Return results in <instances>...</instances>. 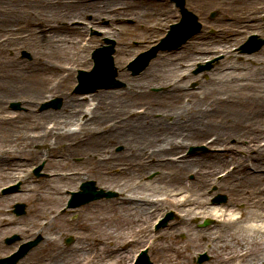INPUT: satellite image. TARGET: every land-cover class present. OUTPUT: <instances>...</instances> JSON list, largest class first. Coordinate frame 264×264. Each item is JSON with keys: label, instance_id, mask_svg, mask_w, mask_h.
<instances>
[{"label": "bare ground", "instance_id": "bare-ground-1", "mask_svg": "<svg viewBox=\"0 0 264 264\" xmlns=\"http://www.w3.org/2000/svg\"><path fill=\"white\" fill-rule=\"evenodd\" d=\"M87 15L89 19L82 21ZM178 16L177 8L165 0H0V172L22 173L23 164L17 152L44 158L48 161V177L38 184H46L53 208L67 211L75 209L66 204L70 194L77 191V182L91 174L113 171L139 180L132 191L115 185L119 194L110 200L119 210L114 218L129 221V228L108 227L114 232L96 234L94 229L100 224L103 231L111 218L104 216L106 202H91L79 208L84 216L80 245H61L58 239L64 238V232L51 228L18 264H133L136 252L124 249L123 244L131 241L144 247L145 238H149L159 255L157 264H186L199 248L197 242L210 236L209 227L196 228L191 222L205 217L214 220L212 227H220L216 236L220 250L213 264H264V164L249 165L246 159L251 156L250 151L264 159V148L257 143L251 146L249 142L237 141L234 145L225 142L239 132L264 134L262 90L238 97L229 88L215 89L192 104L178 103L175 99L158 104L148 90L163 80L161 70L147 67L137 76H127L121 70L119 74L125 78L123 89H102L73 97L61 91L62 81L71 75L74 66L86 64L79 56L81 51L72 54L68 49L70 45H80L81 36L89 27L105 36L118 37L122 34V20L131 18L133 25L155 33ZM242 18L231 8L225 20L256 24L254 18ZM103 19L107 20L105 26L101 25ZM73 20L79 24L72 26ZM178 31H173L170 39L184 29ZM199 36L201 33L194 38ZM215 38L214 48L208 53L204 42L195 41L203 50L196 57L198 60L222 54L219 64H228L225 70H234L246 62L257 67L256 73L263 72L261 52L242 54L228 49L232 42H241L242 38H231L228 43L216 35ZM151 39L148 34L144 42ZM85 42L81 46H87ZM192 43L186 40L185 55L195 49ZM18 45L31 49L35 57L31 63L6 54ZM180 48L164 52L163 57L173 55L170 58L178 60ZM259 56L263 58L260 60ZM176 84L174 81L170 87L176 90ZM254 85L249 87L257 90ZM51 92L54 95L60 92L62 106L38 112L36 106L47 101ZM130 94L144 98L145 103L134 106V102L124 97ZM11 101H19L26 112L8 114L6 105ZM213 129L219 132L221 137L215 141H221L222 146L212 142L205 153L184 154L185 146L197 144L199 137ZM116 144H122L119 153L111 150ZM33 145H42L43 150L34 152ZM75 157H81L83 168L71 163ZM155 168L161 173L154 182L146 183L143 177ZM191 172L193 179L187 181L185 176ZM232 173L237 174L231 186L237 198L225 204L211 203L206 190L215 184L213 177ZM15 178L24 182L28 179L26 174ZM141 187L142 193H136L135 189ZM38 188L24 189V198L35 196L36 201L45 202L44 192ZM45 205L51 208L49 203ZM96 208L100 212H92ZM125 209L130 212L125 213ZM168 211H174L175 221L164 232L153 234L149 227ZM91 213L102 216L95 219L85 216ZM182 225L189 234L185 243L174 238Z\"/></svg>", "mask_w": 264, "mask_h": 264}, {"label": "rangeland", "instance_id": "rangeland-1", "mask_svg": "<svg viewBox=\"0 0 264 264\" xmlns=\"http://www.w3.org/2000/svg\"><path fill=\"white\" fill-rule=\"evenodd\" d=\"M158 0H153V2ZM169 3L170 0H165ZM172 2V1H171ZM186 7L190 10H192L198 17V20L203 24L201 29V36L194 39L192 45L195 46V49L193 51L188 52L185 55V47H182L179 51L180 54L178 55L177 59H171L170 57H175L171 55L170 57H163L165 54L164 52L169 51H159L156 57H154L148 64L147 67L150 69L155 68L160 71L161 79H163L165 82L160 81L159 84H155L154 86L149 88V92L153 95V98L158 101V104H160L159 101H171L172 99H175L178 101V103L182 102H190L192 104L193 100H200L202 96L210 93L211 91H214L215 89L226 91L229 90L239 96H245L251 93L258 94L259 91H263L264 96V70L261 73H256L257 67H251L246 62L243 64H239L236 69L234 70H225L227 68L228 64H225L224 66H221L220 59L223 56L222 54H216L215 56H207L206 60H198L199 53L203 52V50L200 47H197L198 40L205 43L204 49L207 51H210L214 48V42H215V35L218 37L217 39H221L224 43L230 42L229 40L232 38H242L245 39V29L251 30L255 32L261 33V37H264V23L261 22L260 18L264 17V0H186ZM236 7V8H235ZM231 8L234 9V13L239 15L240 17H243L246 19V16L248 18H254L255 22H251L250 24L247 23L245 25V22H239V23H230L229 21H226L225 18H227ZM216 11L217 15H215L213 18H209V15L211 12ZM242 18V19H243ZM259 18V20H258ZM89 19V15L85 16L82 21H87ZM241 19V20H242ZM175 21V20H174ZM173 20L170 21L174 22ZM80 22V21H79ZM133 20L131 18L123 19L120 25L122 26V34L118 37H108L103 34L102 31L97 29L88 28L86 33L87 37H90L91 40L88 42L89 46L86 49H83L80 46L77 45H70L71 47L68 49V52L75 53L77 50L81 51L79 53V56L82 57L84 61H86L85 65H76L74 66V71L71 73V75L68 78H65L60 87L61 91H67L68 96L73 97L77 96L80 93H74V86L77 85V71L79 69L84 70H90L92 68V61L90 60L91 52L100 46L103 45H110V42L107 41H113L114 42V53H113V59L114 63L117 69V79L122 82V85L119 86L117 89H123L125 85V78H122L121 74L119 72L121 70H124L127 73V76H137L133 75L132 71H129L127 69L128 62L135 57L137 54L143 52L144 50L150 49L153 45H155L156 41L158 40L159 36L163 34L166 28L159 29L155 33L154 31H148L145 29H141L138 27V25H133ZM72 26L73 24H77L76 20L71 21ZM107 24V20L103 19L101 22V25L105 26ZM75 26V25H74ZM261 26L262 28H259ZM263 30L262 32L259 29ZM148 34L152 36V41L148 40L147 42H144V39L147 38ZM211 36V39L206 40L204 39L205 36ZM240 35V36H239ZM242 35V36H241ZM85 35H82L81 38H83ZM197 41V42H195ZM239 42H232L229 46V50H232L231 52L234 53V48L236 47ZM192 46H190L191 48ZM264 49V47L262 48ZM261 50V49H260ZM258 51L259 53L261 51ZM264 51V50H263ZM8 53L13 54L15 59L18 61H23L26 63H31L33 59L35 58L33 55V52L30 48L24 47V46H14L12 50H7ZM23 53H26L28 56L24 55ZM261 55H264V52H261ZM208 54H205V56ZM260 60L263 58L262 56H259ZM212 62V67L209 71L201 72L199 74H193V69L196 68L198 64H204L205 62ZM221 66V67H220ZM192 67V68H191ZM262 71V70H261ZM212 78V79H210ZM243 78V80H241ZM215 80V82H214ZM254 80H257L254 81ZM174 81H177L178 88L176 90L173 89V87H170V84ZM252 84H255L254 86H257L258 89L254 90V88H250L249 85L252 86ZM192 86H194L192 89H190ZM180 88V89H179ZM102 90V89H101ZM55 92H51V95L54 96ZM175 95H170L174 94ZM50 95V96H51ZM60 95V92L57 94ZM49 96V97H50ZM51 96V97H52ZM48 97V98H49ZM50 97V98H51ZM63 98L62 96H59ZM127 99H130L132 102H134V106L140 107L142 106L145 101L144 98L139 99L137 95H124ZM175 97V98H174ZM84 100V99H83ZM13 102L19 103V109L13 110L11 108V104ZM39 106V105H38ZM36 106V110L38 112H45L40 111L39 107ZM60 109V108H59ZM140 109V108H139ZM138 109V110H139ZM58 110V109H57ZM26 112L25 107L21 106V103L19 101H11L6 105V112L8 114H18L22 112ZM141 111V109H140ZM213 132L206 134H203V136L199 137V142L197 144H190L185 146V150H183L186 153H189V149L191 147H201L202 144H206L207 149L209 145L206 142V138L208 135L216 134L218 135V138L220 139V134L217 132V129H213ZM215 131V132H214ZM251 132H239L237 134V137H231L230 139H227L225 142H234V139L236 141L247 140L248 138L251 139ZM249 136V137H248ZM256 136V135H252ZM256 140V138H255ZM258 141H261V144H264V134H260V136L257 138ZM236 144V143H235ZM215 145L222 146V142L219 141L215 143ZM234 145V143H233ZM110 146V145H109ZM214 146V145H213ZM264 148V145H262ZM32 151H40L43 150L42 145H33L31 147ZM122 149V144H116L112 147V151L119 153ZM206 149V147H205ZM196 150L194 153H190V155L197 154V153H205L207 150ZM116 150H120L119 152ZM264 153V151H263ZM17 155L19 156V162L23 164L20 170L21 172H12L8 171L5 173L0 172V188L3 186H8L10 183L17 182L18 180H12L18 175H22L24 173L27 174V181L21 182L20 189H18L15 193H8L6 195H0V257L7 255L10 253L16 246L18 241L15 243H10V245L5 244L3 241L6 237H9L11 235L17 234L19 236L20 242L32 240L42 235L46 236L49 234V230L52 228L60 230L61 232H64V238L58 239L59 243L61 245H67L66 240L68 237L72 238V243L75 245H80L79 238L82 237L83 231H82V222L84 216L80 213L79 210L80 207L85 206L89 203H101L106 202V216L107 218H111V220H108L106 222L107 228H105L102 231V227L99 224L94 230L96 234H102L104 231H113L109 228H118L121 226L123 229L129 228L131 223L127 220L122 221V219L118 218L115 219V215L119 210L117 211V207L110 202L111 199H101L100 200H94L89 203H86L84 205H81L73 211H65L61 212L59 208L52 207V203L50 200V194L47 191V188L45 187L46 184H38L39 181L43 178L48 177V170H47V163L48 161L44 158H32L31 155L28 152H17ZM256 160L254 161L253 158L247 159V163L249 165H257V164H264V159L261 156H256ZM226 161H223V163ZM229 162V161H228ZM71 163L76 166L77 168H83V164H81V157H75L72 159ZM231 163H236L235 160H231ZM42 164L43 167L41 169V175L37 178L34 173L33 169L34 167ZM113 172V171H112ZM112 172L108 173H94V175L87 176V180H93L95 181V184L97 187L103 188L105 190H114L115 185L119 186L121 184V187L124 191H132V188L134 185H137L139 180L133 179L130 176L127 177L125 175H118L113 174ZM16 173V174H15ZM161 173L159 169H152L148 171L144 178V181L146 183L148 182H154L156 180V176ZM15 174V176H13ZM18 174V175H17ZM236 173H232L231 175L222 176V175H216L213 177V182L210 187H208L207 194L211 199L218 193L224 194L227 197L226 202H233L237 196L234 193V190L231 189V186L234 182H236L237 179H234ZM151 177V178H150ZM185 179L187 181H192L193 174L188 173L185 176ZM81 182H77L76 185H80ZM155 185V184H153ZM40 186V187H39ZM30 187H36L39 189V191L42 190L43 198L45 199V202H38L35 199V196L24 198V194H22V191L24 189H28ZM136 193L141 194L142 193V187L135 189ZM16 202H23L27 205L26 214L20 217H16L14 213L11 212L12 206ZM46 203H49L51 205V208L49 209ZM34 204H39L38 207L33 208L32 206ZM56 208V210H55ZM83 208V207H82ZM42 209H47L46 213L42 212ZM49 209V210H48ZM99 211V209H94L92 212ZM126 212V209L124 210ZM174 213V211H173ZM175 213L172 220H170L163 228L159 230H155V225L153 226V232L155 233H161L164 232V230L170 226V224H173L175 221ZM87 216H95L93 219L98 218L102 216L101 213L98 214H86ZM207 218V217H205ZM205 218H199L198 220L194 219L192 220V224L196 227H202V224L200 221L204 220ZM13 221L10 223L9 221ZM49 220V221H48ZM45 221H48V224H44ZM196 221V222H195ZM199 222V223H198ZM211 226V227H210ZM213 225H209V231L208 234L210 236L203 237V239H200L199 242V248L193 251V254L191 255L188 263L186 264H197L196 260L200 253L206 252L209 257L207 261L202 262L201 264H213V260L215 256L217 255V251L220 250L218 248L219 241L215 238L219 231V228L212 227ZM180 230L174 235V238L178 240L179 242H184L187 239V236L189 235L186 233V229L183 225L179 227ZM42 230L40 234H36L38 230ZM213 236V237H212ZM148 240V238H145L143 242ZM79 241V243L77 242ZM41 242V240H40ZM147 242V241H146ZM40 244V243H39ZM70 245V244H68ZM124 249L128 251H139L143 246L142 244H138L136 242L127 241L123 244ZM147 254L150 259V261L153 264L158 263V253L154 250L152 245L147 249ZM25 264H30V262H27Z\"/></svg>", "mask_w": 264, "mask_h": 264}, {"label": "water", "instance_id": "water-1", "mask_svg": "<svg viewBox=\"0 0 264 264\" xmlns=\"http://www.w3.org/2000/svg\"><path fill=\"white\" fill-rule=\"evenodd\" d=\"M150 56V55H149ZM149 56H146L145 57V61H147L150 57ZM91 187V186H90ZM83 188H84V186H83ZM90 193L89 195H87L86 196V198L83 200V202L84 201H87V200H89V199H91V198H95V197H97L99 194H97L96 192H93V191H91L90 189H89V187H88V185L84 188V192L83 193H79L78 195L80 196V195H82V194H86V193ZM224 200V198H220V200ZM143 258H145V256L143 257Z\"/></svg>", "mask_w": 264, "mask_h": 264}]
</instances>
